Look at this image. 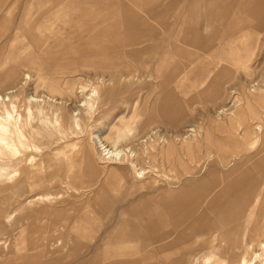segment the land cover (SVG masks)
Segmentation results:
<instances>
[{"label": "rangeland", "instance_id": "374dc122", "mask_svg": "<svg viewBox=\"0 0 264 264\" xmlns=\"http://www.w3.org/2000/svg\"><path fill=\"white\" fill-rule=\"evenodd\" d=\"M23 1L0 0V21L5 23V28L0 31V78L5 79L7 71L11 74L15 72L10 68L7 70L4 64L6 61L11 64L17 62L18 51L13 50L11 45L18 35L21 45L17 47L24 46L27 56L41 57L40 65L45 73L46 84H40L42 77L40 79L35 75L32 67L22 65L17 67L18 74H13V81L0 83V97H9L8 103L0 104V119L5 109L13 117L21 118V123L16 127L10 126V132L6 134L7 141L16 149L15 153L12 154L0 145V163L10 169L8 175L0 178V264H191V259L198 252H202L204 258L211 259L214 253L209 252V248L220 244L222 235L225 237L229 230L239 226L246 215L245 209L235 211L231 218H220L221 222H216L217 214L225 215L228 212L227 206L209 211L214 205L210 207L211 204L207 202L198 211L199 216L186 219L183 225L172 227L170 222H166L157 228L155 224L160 218L155 217L152 206L159 201L164 211V192L180 181L181 187L186 175H190L191 182L197 184L207 172L205 170L200 177L205 167L208 169L216 164L219 171L231 175L232 172H237L235 167L240 161L248 160L246 155L241 156L246 154L244 144L250 140L248 127L249 131L257 126L264 129V34L260 35L264 32V11H259L262 18L259 17L255 22L258 32L257 50L245 73L242 68H235V64L217 59L212 53L200 50L195 45L176 41L172 34L165 31H158V36L164 40L166 47H169L170 42H175L189 52L205 56L211 62L221 63L228 73L232 71L233 74L229 76L224 95L215 101L211 100L212 102L208 95L212 80L216 78V69L212 70V76L208 73L200 86L194 87L187 81L172 84L174 91L169 95L181 97L167 98L171 104L166 109L167 112L148 120L158 88L152 91L150 100H147L144 98L149 87L137 89L138 86L124 77V74H129L136 68L134 60L129 56L135 46L120 43L110 50L115 57L105 62L118 66V70L112 74L124 75L118 81L113 77V82H117L124 92L115 95L112 100L104 99L103 96L114 88L110 86L112 74L93 70H86L85 73L52 72V54L70 38L63 32L64 29L59 28V17L52 16V9H49L52 3L49 0ZM142 1L145 6L153 7L154 13L161 14L177 0ZM190 2L191 0H184L177 10L178 14L182 5ZM38 4L42 9L37 7ZM206 4L209 5V2ZM200 27L202 29L204 24L201 23ZM6 54L9 56L8 60L5 59ZM149 59L153 64L156 57L151 56ZM173 59L187 64L189 71L194 68L179 55L173 54ZM198 71L199 68L195 74ZM25 76H30L31 79L25 80ZM193 76L194 74L191 78ZM98 77L103 78V81L96 80ZM249 81L259 83L247 88L245 83ZM51 83L57 85L54 94L47 89ZM67 83L72 84L70 90L65 88ZM140 84L141 81L138 82ZM79 86L85 88L86 96L91 94V89H95L97 94L89 100L91 111L80 109L79 116L74 117L72 114L79 112L76 108L78 101H83V95L78 93ZM229 88L233 93L230 94L231 97H228ZM13 90H17V93L7 95ZM44 95L52 96L56 102L29 101L31 96L41 98ZM58 101H62V104H56ZM10 104L15 108L12 109ZM230 104H233L232 113L218 116L217 112L221 107L226 108ZM144 106L145 109H142ZM135 109L144 114L139 124L129 126L131 135L124 137L122 145L137 144L139 139L145 140L152 132L168 137L170 144L167 146L165 142L161 143L162 139L157 137L147 138V141L138 144L137 148L140 147L141 152L137 155V168L143 167L146 173L140 179L139 176L133 177L135 175L127 165H119L129 173L127 189L130 191L128 200L119 201L117 195H110L108 191L101 189L102 186L98 188L100 182L105 180L106 173L110 178V171L118 165L101 159L92 135L99 132L104 137L108 134L111 136L113 128L122 129L130 118L136 116L138 111L134 113ZM183 111L186 117L182 119L183 116L180 115ZM171 116L176 119L175 122L166 118ZM76 118L79 119L78 125L74 123ZM0 123L3 124V120ZM194 126L198 128L193 129ZM38 128L43 130L42 134L47 138L36 137L31 145L29 129L35 131ZM198 129V137L188 138L189 135H195ZM190 130L196 132H189ZM109 143L111 141H106V144ZM260 143L262 142L259 141L255 151L260 149L257 157L264 155V144ZM150 146L159 149V155ZM210 157L216 159L205 165ZM49 159H52L49 163L51 166L47 170L41 164ZM34 166L38 167L40 173L37 168H31ZM152 167L155 168L154 171ZM67 168H70L71 173L76 170L77 181L74 182L72 177L68 178L71 173L62 174L61 171ZM161 173L172 181L165 180L164 176L162 179L155 176ZM224 186L218 192H222ZM175 190L179 191L180 188ZM45 194L54 196V199L28 203L32 197ZM222 194L227 197V193ZM150 196L152 202L132 203ZM207 197L210 200L214 196L209 194ZM209 212L216 213L209 215ZM198 221L202 226L200 229L195 228V231L192 222ZM177 222L179 221L176 220L175 224ZM168 233L176 235L169 237L176 241L170 239L172 246L167 250ZM243 233L246 236L244 251L233 248L222 250L224 247L221 246L218 253L224 259V264H238L241 254L246 252L250 256L251 251L259 250L260 245L264 244V223L258 233L250 230ZM6 244L8 250L4 251L3 246ZM234 244L232 242V246ZM189 256L191 257L188 258Z\"/></svg>", "mask_w": 264, "mask_h": 264}, {"label": "crops", "instance_id": "0c3cea01", "mask_svg": "<svg viewBox=\"0 0 264 264\" xmlns=\"http://www.w3.org/2000/svg\"><path fill=\"white\" fill-rule=\"evenodd\" d=\"M182 2L184 0H177L167 11L156 14L153 7L145 6L142 0H49L52 3L49 8L50 11L52 9V16L59 17V28L64 29L63 32L70 38L52 54V72H59L57 70L62 67L59 73H85L86 70H93L112 74L118 70V66L105 62L115 57L110 50L120 43L128 44L135 46L129 56L134 60L136 68L129 74H124L126 76L112 74L110 86L114 88L103 98L112 100L115 95L124 92L117 82H113V77L118 81L124 76L138 86L137 89L149 87L144 99L150 100L152 91L158 88V94L154 98L158 100L159 97H181L169 95L174 91L172 84L187 81L194 87L200 86L208 73L212 76L213 69L226 68L217 61L211 62L205 56L187 51L175 42H170L169 47H166L164 40L158 36V31L172 34L176 41L195 45L228 64H235L237 69L241 70L244 63L249 64L257 50L258 32L255 22L261 17L259 11H264V0H191L189 4L182 5L178 14L177 10ZM37 7L42 9L39 4ZM201 23L204 24L202 29ZM4 24L0 21V31L5 28ZM263 34L264 32L260 33L261 36ZM17 38L18 35L11 45L13 50L18 51L17 62L10 65L15 71L13 74H18L17 67L22 65L32 67L37 75V69L41 68V57L27 56L24 46L17 47L21 45ZM173 54L188 60L189 65L194 68L189 71L187 64L173 59ZM151 56L156 57L153 64L149 62ZM8 57L6 54L5 59L8 60ZM4 65L7 68V61ZM197 68L199 71L195 74ZM7 75L8 73L5 79L0 78V83L12 81ZM38 75L45 77L42 68ZM137 80L143 81L138 85ZM52 81L58 82L53 79ZM120 167H114L118 170L111 179L106 173L105 180L100 182L98 188L102 186L101 189L108 191L110 195H117L119 201H124L130 196L127 189L129 173ZM72 175L77 176L73 172ZM150 201L152 202V196L132 203L146 204Z\"/></svg>", "mask_w": 264, "mask_h": 264}, {"label": "bare ground", "instance_id": "6f19581e", "mask_svg": "<svg viewBox=\"0 0 264 264\" xmlns=\"http://www.w3.org/2000/svg\"><path fill=\"white\" fill-rule=\"evenodd\" d=\"M10 65H11V63L8 62L7 63V68H8L7 70L11 69ZM166 65H168V64H166ZM244 65L245 66H243L242 69L244 70V73H245L246 70H248V65L247 66H246V64H244ZM60 68L57 71L60 70L59 72H61L62 67H60ZM40 70H41V68L37 69L38 74H39ZM68 70L69 69H67V72H68ZM70 72H71V70H70ZM155 72H156V70H155ZM216 72H217L216 78H214L212 80L211 91L208 95V97L210 98V101L211 100L215 101L217 99H220L224 95L226 84L229 81V76H230V74H233L232 71H230L228 73L227 68H225V69L216 68ZM7 73H8V75H7L8 78H10L12 80V74L10 73V71H7ZM38 77L41 79L42 76L38 75ZM29 79H31L30 76L29 77L25 76V80H29ZM98 79L100 81H103V78H99V77L96 78V80H98ZM149 79H150V77H149ZM44 80H45V78L42 77V81L40 84H42V85L44 84L43 86H45V84H46V82ZM256 83L258 84L259 81H255V82L249 81L245 84L247 85V88H248L250 85H254ZM257 84L254 86H257ZM56 86H57L56 83L53 85L51 83V86H47L48 92L54 94L53 91H54V88ZM79 87H80V90L78 91V93L83 95V101H81V102L78 101L79 104H78V106H76V108H77V111H79V112L73 113L72 115L74 117L79 116V114L81 113V110L91 111L92 105L90 104L89 100L91 99V97H93L94 95L97 94L95 89H91V94L86 96V95H84L85 88L83 86H79ZM65 88H66V90H70L72 88V84L67 83L65 85ZM259 88H260V86H259ZM229 90H230V88H229ZM16 91L17 90L10 91L7 95H10L13 93L15 94V93H17ZM230 94H233L232 90H230V92L228 93V97H231ZM51 97L48 95L41 96V98L31 96L29 101L32 103H35V102L39 103V102H43V101H49L51 103L56 102V100H54L53 97L52 98ZM102 100H103V98L101 97V101ZM210 101H208V102H210ZM8 102H9L8 96L0 97V104H5ZM61 102L62 101H60V102L58 101L56 104H62ZM169 103L170 102L167 100V98H160L159 97L158 100H155V102L153 104V110L148 115V120H151L153 117L156 118L161 113L163 114V113L167 112L166 109H168L171 105ZM232 103H234V102H232ZM64 105L66 106V103H64ZM10 107L12 109L15 108V106H13L12 104H10ZM185 108H186V106H185ZM221 108L222 109L217 112L218 116L219 115L222 116V115H226L228 113H232L233 104L232 105L230 104L229 107L223 108V106H222ZM142 109H145V106ZM136 111H138L136 116H133L132 118H130L129 122L127 124H125L122 129L116 130L115 128H113L114 133L112 132L111 136H110V134H108L106 136L107 138L104 137L102 135V133L98 132V134L92 135V139H93L94 144L96 145L97 149H99L100 156H101V159L103 161L105 160L106 163L111 162L112 164H117V165H127V168L129 170L133 171V173L135 175L133 177L139 176V179H140V178L144 177V175L146 173H145V169H143V167L137 168V164H136L137 155H138V153L141 152V150L139 149L140 147L137 148L138 144L139 145L142 144L147 138L152 139V138H156V137L161 138L162 139L161 143L165 142V144L167 146L170 144L169 143L170 141H169L168 137L161 136L158 134V132H152L149 137H147L145 135L146 136L145 140L139 141V140H141V139H139L137 144L131 143L130 145H125V144L122 145V142H123L122 140L124 139V137L131 135L129 126L131 124H134V123L139 124V121L144 114L142 112L140 113L138 109H135L134 113ZM184 112L185 111H183L182 115H180V116H183L182 119L186 117V114ZM13 116L9 110L5 109V112L0 119L1 121L3 120V122L5 123V124L0 123V145L3 146V149L5 148L6 150H9L12 154L15 153L16 149H15L14 145H12V143L7 141L6 134L8 132H10V128H9L10 126L16 127L21 123L20 117L15 118ZM172 117L173 116L166 117V118L168 119V121H174L175 122L176 119H174ZM28 119H30V118H28ZM252 121H253V119H252ZM78 122H79V119H77V118L74 119V123L76 125H78ZM42 123H44V122H42ZM142 127H144V126H140V128H142ZM194 128L196 129L198 127L194 126L193 129ZM249 128L250 127H248V135H249L250 140L246 144H244L246 146L245 147V153L246 154L241 155V156L246 155L248 160L244 161V162L240 161V163L235 167L237 172L234 171V172H232L231 175H230V173L224 174L217 169L218 167L216 168V164H215V166H212L208 169H206L207 167H205L204 170L201 172L200 177H202L205 170H207V172L199 180V182L197 184H193L190 180L191 176L186 175V180L185 179L183 180L181 187L179 186L181 184V181H180V182H177L173 187H171V189H168L164 192V201H165L164 211H163L162 205H159L160 204L159 201L152 206L153 213H154L155 217L160 218V221L158 220V222L155 224L156 227L157 226L159 227V226L163 225V223H166V222L167 223L170 222V224L173 225L172 227L177 226V225L181 226L184 224V221L186 219H194L192 217L199 216L198 211L201 209L202 205L207 204V202L209 204H211L210 207L212 205H214V207H212L211 209H208L209 211H212L213 209L217 210L218 208L223 207L224 205L227 206L228 212H226L225 215L222 214L223 216L221 214H217L218 217H217V215L215 217V218H217L216 222H221V220L225 219V218L226 219L231 218L235 211L245 209L246 215L243 217V219H241L242 221H240L241 223L239 224V226L229 230L227 232V234L225 235V237L222 235L223 239L220 241V244H214L209 248L210 249L209 252L214 253V254H212L211 259L204 258L203 253L198 252L197 254H195L193 256V259H191L192 260L191 264H224V259L221 258V256L218 253L221 250L220 249L221 246L224 247V248H222V250H224L226 248L227 249L233 248L236 251H240V250L244 251V248L246 246V236L244 235L243 232L245 230H248V231L250 230L251 232L258 233L260 231L263 223H264V155L257 157L260 155V154H258V152H260V149H258V151L255 152L257 144L259 143V141L262 142L260 144H264V133H263L264 129H261L260 127L257 126V127H252V129H250V131H249ZM185 132H187V131H185ZM189 132L193 133L196 131L190 130ZM42 133H43V130H40L39 128L35 131H32V129L30 131V129H29L28 138L30 140L29 142L31 143V145L34 143V140H36L35 139L36 137H40L42 139L47 138V137H44L45 135H43ZM199 133L200 132L198 129L197 132L194 133L195 135H189L190 137H188V138H192L191 136L198 137ZM106 141H109V142L111 141V143L106 144ZM142 147H144V146H142ZM151 148L154 149L153 152H155V153L157 152V155H159V153L161 152L159 149L157 150L154 147H151ZM37 150L40 151V149H37ZM209 159H211V160H209ZM209 159L205 162L206 163L205 165H207L208 163H211L216 158L210 157ZM51 160L49 159V160L42 162L41 166L47 167V170H48L51 166V164H49L51 162ZM233 160L234 159H232V161ZM216 162L220 166L222 165L219 160H216ZM56 163H58V162H56ZM14 167H17V165H15ZM222 167H224V166H222ZM31 168H34V169L37 168L38 169V167H35V166L31 167ZM74 168L76 169V167H74ZM151 169H152V171L155 170V168H153V167ZM117 170L118 169H114V170L110 171V175H111L110 178H112L115 175ZM8 171H10V169L8 167L4 166V164L0 163V178H2L4 175H6L8 173ZM61 172L63 175L68 174V173H70V168H67ZM75 172H76V170L73 171V173L76 175ZM156 172H158V171L156 170ZM38 173H40L39 169H38ZM155 176H157L160 179H162V176H164V179L168 180V177L166 176V174L163 175L161 173V174L155 175ZM71 177L75 180L74 175H72V176H71V174L68 175V178H71ZM168 181H172V180L169 179ZM175 181H177V179ZM169 185H171V184H169ZM222 186H224V190L222 192L227 193V197L225 195H223L222 192H218L219 190L222 189ZM178 188H180V190L176 191L175 189H178ZM209 194L214 196L210 200L207 197ZM57 198H60V197L57 196ZM53 199H54V196H51V195H46V194L45 195H36V196L32 197V199L29 200L28 203H31L32 201L48 202V201L53 200ZM181 211H183V213ZM159 212L164 213V214L162 213L163 217H162L161 213H159ZM180 212H181V215L179 214ZM212 213L214 214L216 212H209V215ZM174 216H176L175 219L173 218ZM220 218H222V219L220 220ZM7 219H10V218L7 216ZM176 220L179 222H177L175 224ZM192 223H193L192 227L194 228V230H195V228L200 229L202 226V223L200 221H198L196 223L195 222H192ZM195 231L192 230L193 233ZM237 232H238V235L236 234ZM184 234L185 233H183V235ZM161 236H163V235H161ZM173 236H176V235H174V234L170 235L169 233H168V235H166V237H168V239L166 238L167 239V241H166L167 250L169 249V247L172 246L169 243L170 239L172 241H176V240L172 239ZM169 237H172V238H169ZM164 242H162V243H164ZM232 242L235 243L234 246H232ZM6 249L8 250L7 244L5 246H3V250L7 251ZM190 257L191 256H189L188 258H190ZM238 264H264V244L260 245L259 250L251 251L250 256L246 252L241 254Z\"/></svg>", "mask_w": 264, "mask_h": 264}]
</instances>
